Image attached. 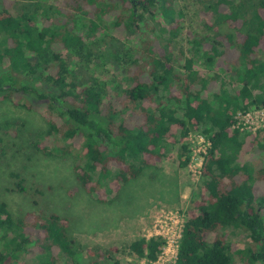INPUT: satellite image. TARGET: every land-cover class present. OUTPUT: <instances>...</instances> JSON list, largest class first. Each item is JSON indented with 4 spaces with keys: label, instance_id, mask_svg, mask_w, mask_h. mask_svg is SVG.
Instances as JSON below:
<instances>
[{
    "label": "trees",
    "instance_id": "16d2710c",
    "mask_svg": "<svg viewBox=\"0 0 264 264\" xmlns=\"http://www.w3.org/2000/svg\"><path fill=\"white\" fill-rule=\"evenodd\" d=\"M34 1L18 13L10 6L0 10V97H18L17 104L45 120L47 130L33 149L70 159L79 187L105 204L114 189L167 159L177 144L179 168H186L190 152L183 141L199 130L208 142L202 185L183 224L175 264H233L227 228L248 233V264H264V192L256 191L264 187V133L250 144L235 128L238 112L264 107V0L250 12L229 0L208 4L213 34L195 39L193 47L199 53L209 45L201 53L209 67L229 52L228 81L220 80L217 91L209 85L219 76L196 69L192 57L157 46L151 20L160 28L176 23L178 0ZM248 146L256 157L247 163ZM0 233V264L114 261L111 251L80 245L66 217L39 212L15 218L1 197ZM165 245L157 236L128 249L155 262ZM28 254L32 263L21 259Z\"/></svg>",
    "mask_w": 264,
    "mask_h": 264
},
{
    "label": "rangeland",
    "instance_id": "374dc122",
    "mask_svg": "<svg viewBox=\"0 0 264 264\" xmlns=\"http://www.w3.org/2000/svg\"><path fill=\"white\" fill-rule=\"evenodd\" d=\"M216 1L178 0L174 2L176 23H161L160 28L154 19L151 20L158 36L156 43L159 50L168 48L175 57L183 53L186 58L194 59V67L199 71L219 76L209 85L214 91H217L220 80L228 81L225 61L230 54L226 51V57L217 58L209 67L201 58L202 51H209V45L205 44L198 53L193 41L213 34L207 27L214 21L213 10L208 9V4ZM229 1L244 4L250 12L259 0ZM34 3V0H0V10L10 6L11 12L18 13L31 8ZM219 8L227 9L224 6ZM109 22L112 28L113 17ZM114 33L118 35L119 31ZM96 73L102 77L107 75L98 70ZM228 89L231 90L229 86ZM258 92L256 90L255 93ZM15 98L18 99L0 97V197L8 204L12 215L18 218L43 212L66 217L69 232L80 245L111 251L112 259L118 264H174L181 227L188 219L192 202L199 199L202 185L201 154L206 147V138L201 131L191 132L183 141L190 152V162L186 168H179L180 144H177L170 148L167 159L145 168L137 179L124 184L118 192L114 189L107 195L105 204H98L94 197L79 187L70 159L44 157L33 149L34 141L42 140L47 124L39 112L27 110L17 104ZM254 109L260 108L250 107L246 112L251 113ZM238 122L240 124H236V129L241 137H248L250 144L252 139L259 137V133H264L262 128H248V124L243 126L241 117ZM249 148H243V161L247 163L256 157ZM115 169L113 167V171ZM17 183L21 190L16 187ZM256 191L262 194L264 187L258 186ZM101 195L104 197L103 192ZM27 232L38 234L31 228ZM156 235H163L167 241L156 262L140 259L128 249L133 241ZM225 235L231 245L233 264H248L243 257V252L250 246L248 233L227 228ZM21 259L24 262L34 261L29 254Z\"/></svg>",
    "mask_w": 264,
    "mask_h": 264
},
{
    "label": "built area",
    "instance_id": "2783aa9c",
    "mask_svg": "<svg viewBox=\"0 0 264 264\" xmlns=\"http://www.w3.org/2000/svg\"><path fill=\"white\" fill-rule=\"evenodd\" d=\"M240 117L244 120L243 126L248 124V126H247L248 128H250L251 126H254V128H262L264 130V107L260 108V109H254L251 113L250 112H238L237 115H236V124L238 126L240 124L238 122V119ZM236 124H235V128H238V126H236ZM205 142H206V147H205V149L203 150V152L201 154L202 158H203V154L205 153V151H206V149L208 147L207 140H205ZM202 160H201V163H202ZM182 227H183V225H182ZM182 227H181V230H182ZM181 230H180V233H179V236H178V242H179V239H180V236H181ZM157 236L162 237L164 239V241L166 242V245L164 247V249H165L166 246H167V241H166L165 237L163 235H156V236H152V237H157ZM152 237H148V238H145V239H149V238H152ZM177 246H178V243H177ZM164 249H163V251H164ZM176 253H177V248H176ZM175 260H176V256H175ZM174 264H175V261H174Z\"/></svg>",
    "mask_w": 264,
    "mask_h": 264
}]
</instances>
